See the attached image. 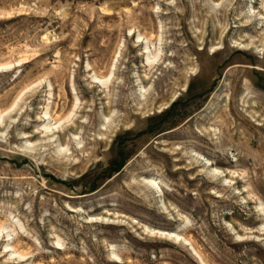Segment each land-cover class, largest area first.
Here are the masks:
<instances>
[{
    "label": "rangeland",
    "instance_id": "obj_1",
    "mask_svg": "<svg viewBox=\"0 0 264 264\" xmlns=\"http://www.w3.org/2000/svg\"><path fill=\"white\" fill-rule=\"evenodd\" d=\"M0 116V264H264V0H0Z\"/></svg>",
    "mask_w": 264,
    "mask_h": 264
},
{
    "label": "bare ground",
    "instance_id": "obj_2",
    "mask_svg": "<svg viewBox=\"0 0 264 264\" xmlns=\"http://www.w3.org/2000/svg\"><path fill=\"white\" fill-rule=\"evenodd\" d=\"M145 49H146V47H145ZM148 49V48H147ZM146 49V50H147ZM95 79V78H94ZM100 83V82H99ZM0 118H1V116H0ZM49 124V123H48ZM43 131H44V133H48V132H52V128H51V126L50 125H45L44 126V128H43ZM3 235V232H2V230L0 231V237ZM5 238L7 239L6 240V242H7V244L5 245V247H4V249H5V251H7V252H10V257L11 258H14V259H17V260H19L20 262H23L25 259H24V256H21V255H19V254H16V253H13V251L10 249V246H9V241H10V235L9 234H6V236H5ZM18 261V262H19Z\"/></svg>",
    "mask_w": 264,
    "mask_h": 264
}]
</instances>
